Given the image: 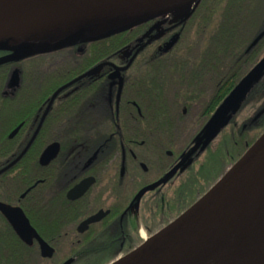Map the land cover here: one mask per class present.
I'll use <instances>...</instances> for the list:
<instances>
[{
	"label": "flooded vegetation",
	"instance_id": "flooded-vegetation-1",
	"mask_svg": "<svg viewBox=\"0 0 264 264\" xmlns=\"http://www.w3.org/2000/svg\"><path fill=\"white\" fill-rule=\"evenodd\" d=\"M192 8H184L187 11L182 15L179 10L153 20L146 34L148 40L183 23ZM260 34L264 36V30ZM144 44L122 50L126 55L122 60L93 64L87 81L80 82L81 78L67 87L78 90H63L53 100L63 86L53 83L60 75H49L58 72L60 49L37 53L45 55L40 65L42 74L30 76L29 89L24 93L19 92L21 60L0 65L7 73L1 96L11 104L1 107L0 113L24 114L28 119L22 133L26 141L18 155L43 118L38 133L41 138L36 144V137L27 151L30 154L24 155L25 163L0 173V264H104L107 260L110 264L182 215L256 141L249 142L256 127L264 125V113L255 119L264 103L253 114L249 109L245 115L242 112L253 104L259 83L207 145L203 130L223 100L215 107L207 104L163 130L164 125L157 124L161 129L146 141L142 121L135 115V111L141 115L140 106L131 99L141 97L142 80L138 74H126ZM11 52L0 49V57ZM132 57L128 68L118 69L128 65ZM122 91L124 103L119 99ZM68 113L75 114L73 127L86 130L87 135L80 133L72 140H63V114ZM187 113L184 106L183 114ZM52 144L59 145L57 155L42 164L41 158ZM242 145L247 148L238 156ZM16 157L0 165V170ZM159 181L139 197L141 190ZM17 209L23 213L20 228L8 215ZM91 218L96 219L89 221ZM27 222L34 231L28 230ZM39 237L53 249L52 257L43 256Z\"/></svg>",
	"mask_w": 264,
	"mask_h": 264
},
{
	"label": "water",
	"instance_id": "water-1",
	"mask_svg": "<svg viewBox=\"0 0 264 264\" xmlns=\"http://www.w3.org/2000/svg\"><path fill=\"white\" fill-rule=\"evenodd\" d=\"M18 5L51 9L56 18L41 30H31L21 38L0 37V49L12 51L0 57V65L37 53L83 45L122 33L162 16L193 6L185 21L202 0H0ZM257 36L248 49L262 38ZM151 40H148V43ZM145 43V44H146ZM144 44V45H145ZM128 65L118 68L125 70ZM86 72L61 86V91L89 74ZM264 76V56L223 99L210 118L202 138L207 145L241 108L248 93ZM264 113L260 110L255 119ZM21 153L0 173L15 165L35 141L41 126ZM22 124L10 134L13 138ZM58 144L47 148L41 158L47 164L57 155ZM161 181L145 187L139 197ZM19 226L23 213L9 211ZM19 215V216H18ZM96 218H91L93 221ZM28 230L34 228L27 222ZM42 254L52 257L53 249L43 241ZM68 262L64 263L67 264ZM110 264H264V132L196 203L173 222L130 253Z\"/></svg>",
	"mask_w": 264,
	"mask_h": 264
},
{
	"label": "trees",
	"instance_id": "trees-1",
	"mask_svg": "<svg viewBox=\"0 0 264 264\" xmlns=\"http://www.w3.org/2000/svg\"><path fill=\"white\" fill-rule=\"evenodd\" d=\"M152 22L82 46L60 49L62 62L58 65V72L53 71L49 75L58 74L61 78L53 83L61 86L90 72L80 80L85 82L86 77L92 74L93 64L102 60L124 59L126 55L121 54L122 50L140 42L146 43ZM263 30L264 0H202L183 23L146 43L126 71V74L140 75L142 80L141 97L131 99L136 100L141 109V115L136 111L135 115L142 121L143 138L152 140L157 129H161L156 127L157 124L164 125L163 130L168 124L179 123L191 113L203 110L207 104L212 103L215 107L220 103L264 56V36L248 49ZM43 56L35 54L20 59L23 80L19 92L28 91L30 76L42 74ZM6 78L7 73L0 70V108L11 106L9 99L1 96ZM258 89L264 92V80L257 85ZM67 90L78 89L67 88L64 92ZM124 94L122 91L119 98H122V103L126 99ZM184 106L188 108L186 115L183 114ZM74 118L73 113L63 114L64 141L72 140L80 133L87 135L86 130L73 127ZM21 123L18 134L9 138L12 129ZM27 123L24 114L0 113V165L12 160L22 149L26 141L22 133L26 131ZM256 128L250 144L264 131V125ZM40 138L38 134L36 144ZM246 148L242 145L238 156ZM26 157L15 164L14 169L23 165Z\"/></svg>",
	"mask_w": 264,
	"mask_h": 264
},
{
	"label": "bare ground",
	"instance_id": "bare-ground-1",
	"mask_svg": "<svg viewBox=\"0 0 264 264\" xmlns=\"http://www.w3.org/2000/svg\"><path fill=\"white\" fill-rule=\"evenodd\" d=\"M56 17L51 9L0 1V37L21 38L31 30H41Z\"/></svg>",
	"mask_w": 264,
	"mask_h": 264
},
{
	"label": "rangeland",
	"instance_id": "rangeland-1",
	"mask_svg": "<svg viewBox=\"0 0 264 264\" xmlns=\"http://www.w3.org/2000/svg\"><path fill=\"white\" fill-rule=\"evenodd\" d=\"M182 12L180 13V15H182L184 12H186L187 11V9H182L181 10ZM253 102V104H251V106L250 105H247L246 106V108H245V110L242 112V115H245V113H247V111H248V109H249V111H250V113L251 114H253V113H255L258 109H259V105H260V103L261 104H263L264 103V92L263 91H261L260 89H258V90H256V93H255V97H254V101H252ZM256 104V106H255V110L253 109V108H251L252 106H254ZM241 115V116H242ZM235 160V159H234ZM234 160H231V162L230 163H232ZM231 165V164H230ZM229 167V166H228ZM161 227V226H160ZM108 262V260L104 263V264H106Z\"/></svg>",
	"mask_w": 264,
	"mask_h": 264
}]
</instances>
